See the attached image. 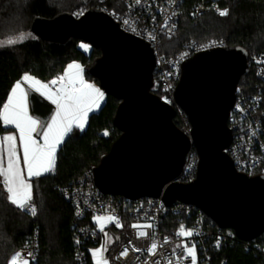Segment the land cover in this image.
<instances>
[{
    "label": "water",
    "instance_id": "1",
    "mask_svg": "<svg viewBox=\"0 0 264 264\" xmlns=\"http://www.w3.org/2000/svg\"><path fill=\"white\" fill-rule=\"evenodd\" d=\"M30 32L49 45L77 39L101 51L89 73L104 94L120 101L114 125L121 132L93 169L103 194L195 206L245 242L264 233V176L239 173L227 153L233 139L230 113L239 82L249 73L245 49L206 50L184 62L174 99L190 124L187 135L174 123L176 108L151 91L153 47L123 31L105 10L91 9L80 18L66 12L36 17ZM192 149L199 158L196 178L180 183Z\"/></svg>",
    "mask_w": 264,
    "mask_h": 264
},
{
    "label": "trees",
    "instance_id": "2",
    "mask_svg": "<svg viewBox=\"0 0 264 264\" xmlns=\"http://www.w3.org/2000/svg\"><path fill=\"white\" fill-rule=\"evenodd\" d=\"M199 0H187L176 33L160 41L158 53L172 58L183 52L190 42L197 44L209 41H223L226 47H241L251 56L264 52V0H211L228 14L222 18L207 12L200 18L189 15ZM76 5L86 11L103 8L114 12L122 8L117 0H0V39L20 33L31 37L11 47L0 48V108L6 102L15 83L22 81L24 74H30L47 83L63 75L68 64L76 62L84 68V75L99 82L89 69L101 57V51L77 39L64 46L44 43L30 32L36 17L54 18L60 13L74 14ZM88 45L85 50L80 45ZM257 83L254 70L242 77L239 86L250 89ZM152 93L161 96L157 75L154 73ZM120 101L104 94L99 108L89 113L82 132L73 130L59 149L55 170L32 181L36 215L31 216L12 205L6 198V191L0 187V264H9L18 250L25 248L38 235V249L35 264H76L74 212L61 195L60 190L93 173L101 158L108 154L112 144L121 136L114 125V117ZM174 123L181 129L180 116ZM8 129L0 126V135ZM2 184V181H0ZM182 218L165 214L161 231L171 235ZM232 239L213 253L211 264H263L258 248L264 246V233L252 242Z\"/></svg>",
    "mask_w": 264,
    "mask_h": 264
},
{
    "label": "built area",
    "instance_id": "3",
    "mask_svg": "<svg viewBox=\"0 0 264 264\" xmlns=\"http://www.w3.org/2000/svg\"><path fill=\"white\" fill-rule=\"evenodd\" d=\"M117 1L122 4L119 10L107 12L103 8L99 9L109 13L123 31L153 47L156 55L154 73L160 86V97L176 108L177 115L186 119L181 130L189 135L191 127L188 119L174 99V92L182 75V65L202 51L226 47L225 43L190 42L179 55L166 58L158 53L160 41L171 38L176 33L187 0H140L139 3L136 0ZM98 2L102 4L105 0ZM221 10L225 9L217 2L199 0L190 9L189 15L197 19L212 12L222 18L224 16L219 15ZM85 12L83 10L76 18H80ZM248 66L254 70L257 83L250 89L243 86L237 88L236 101L228 121L233 139L227 153L239 173L254 177L264 176V52L249 56ZM52 87L54 89L56 86ZM198 161L196 151L190 150L178 182L190 183L195 180ZM60 192L74 212L72 227L76 264H94L92 253L97 250H100L99 257L110 260L111 264H155L156 261L169 264V260L172 264H189L190 258H185L184 246L192 245H196L198 264H211L213 253L232 239L231 232L219 228L195 206L175 202L171 207H166L162 198H140L133 201L123 196L103 194L95 183L93 173H87ZM21 211L31 215L26 209ZM165 214L182 218L179 225L171 230V235L161 231ZM109 216L114 219L109 221ZM96 217L108 220L103 231L100 230L101 223ZM134 225L137 227H133ZM147 225L152 227H146ZM181 225L185 230H191L193 235H177ZM141 230L147 235L139 237L138 231ZM153 242L157 244V248L150 251ZM37 249L38 235H35L30 244L14 254L20 253L23 259L29 260V264H35ZM125 249L127 255L122 256ZM258 250L264 259V246ZM28 253L33 254L34 261Z\"/></svg>",
    "mask_w": 264,
    "mask_h": 264
},
{
    "label": "snow or ice",
    "instance_id": "4",
    "mask_svg": "<svg viewBox=\"0 0 264 264\" xmlns=\"http://www.w3.org/2000/svg\"><path fill=\"white\" fill-rule=\"evenodd\" d=\"M140 0H136L139 3ZM228 14V10L219 11L220 16ZM127 23V21H125ZM31 37V34L20 33L0 39V48L11 47ZM88 50V45H80ZM22 84L24 86H22ZM52 86H56L54 89ZM39 93L55 105L54 114L49 120H41L29 113V96L32 92ZM104 93L91 83H87L83 76V68L79 63L73 62L67 65L63 75L52 79L49 83H43L30 74H24L22 81L15 83L10 90L6 102L0 108V126L6 129L14 126L15 134L0 136V187L7 193V200L21 210L30 211L36 215L35 206L31 205L33 199V185L30 182L33 177H40L55 169L57 148L64 142L74 128L83 130L87 123L89 113L99 108ZM34 133L41 136L43 143L34 138ZM17 140L22 147L23 166L21 168V157L18 155ZM6 154V164H5ZM24 169L27 172L25 178ZM101 217H96L100 221ZM109 221L114 218L107 217ZM117 226H120L117 223ZM137 227V226H133ZM146 227H152L147 225ZM101 231L104 230L101 225ZM147 235L145 231H138L139 237ZM177 235L191 237V230H185L181 225ZM167 240L165 239V243ZM105 249L107 244L105 243ZM157 244L153 242L150 251L155 250ZM139 251V249H134ZM93 252V256H98ZM185 258H190L189 264H198L196 245L184 246ZM127 255V249L122 253ZM29 257H34L28 253ZM10 264H29V260L23 259L20 253H16L10 260ZM96 264H107L106 258H98ZM155 264H160L156 261ZM169 264H172L169 260Z\"/></svg>",
    "mask_w": 264,
    "mask_h": 264
},
{
    "label": "crops",
    "instance_id": "5",
    "mask_svg": "<svg viewBox=\"0 0 264 264\" xmlns=\"http://www.w3.org/2000/svg\"><path fill=\"white\" fill-rule=\"evenodd\" d=\"M83 76H84V70H83ZM84 79H85V81L87 83H89L86 80L85 76H84ZM93 85L95 87L99 88L98 85H96V84H93ZM22 86H24V85L22 84ZM29 105H30L29 106V113H30V115H32L34 117H38L41 120H44V121L49 120V118L51 117V115L54 114L55 105H53L46 97L41 96L39 93H36L34 91L29 96ZM7 129H8V131L6 133L0 135V136L8 135V134H15V135L18 136V133L15 131L14 126H9V128H7ZM73 130H79L80 132H82V130L77 129V128H74ZM33 135H34V138H36L39 143H43L42 138H41L40 135H38L37 133H34ZM67 137H68V135L65 137V139ZM63 143H61V145H59L58 148H57L55 166H56V162H57V156H58L59 149L61 148V146L63 145ZM17 147H18V155L21 157V168L23 169L24 168V166H23V160H22L23 150H22V147H20V145H19V140H17ZM4 159H5V164H6V154H5ZM53 172L54 171H52L50 173H53ZM50 173H46V174H50ZM24 174H25V178L27 179L26 169H24ZM35 179H37V178L36 177L31 178V181L30 182L32 183V181L35 180Z\"/></svg>",
    "mask_w": 264,
    "mask_h": 264
},
{
    "label": "rangeland",
    "instance_id": "6",
    "mask_svg": "<svg viewBox=\"0 0 264 264\" xmlns=\"http://www.w3.org/2000/svg\"><path fill=\"white\" fill-rule=\"evenodd\" d=\"M74 10H75V12H74V16L75 17H77L78 15H81L82 14V11L83 10H85L84 9V7H82V6H79V5H76L75 7H74ZM83 70H84V68H83ZM85 76V78H86V80L89 82V83H91V84H96L95 83V80H93L92 78H90V77H87L86 75H84ZM56 77H58V76H56ZM56 77H54V78H56ZM54 78H52V79H54ZM51 79V80H52ZM50 80V81H51ZM49 81V82H50ZM49 82H47V83H49ZM186 123V119L185 118H183V117H180V124H181V128H183V125ZM186 130H187V132L189 133V129L186 127ZM100 223H101V225H103V227H105L106 226V224L108 223V220H106V219H101L100 220ZM98 258H100L99 257V254H98V256H93V260H94V264H96V260L98 259ZM107 264H111V262H110V260H108L107 261Z\"/></svg>",
    "mask_w": 264,
    "mask_h": 264
}]
</instances>
